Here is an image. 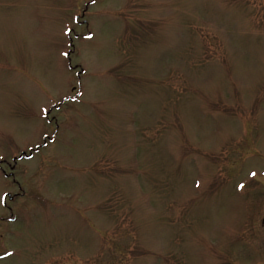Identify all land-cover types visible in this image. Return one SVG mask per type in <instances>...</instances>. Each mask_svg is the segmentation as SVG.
Segmentation results:
<instances>
[{
	"label": "rangeland",
	"instance_id": "rangeland-1",
	"mask_svg": "<svg viewBox=\"0 0 264 264\" xmlns=\"http://www.w3.org/2000/svg\"><path fill=\"white\" fill-rule=\"evenodd\" d=\"M0 264H264V0H0Z\"/></svg>",
	"mask_w": 264,
	"mask_h": 264
},
{
	"label": "flooded vegetation",
	"instance_id": "flooded-vegetation-1",
	"mask_svg": "<svg viewBox=\"0 0 264 264\" xmlns=\"http://www.w3.org/2000/svg\"><path fill=\"white\" fill-rule=\"evenodd\" d=\"M11 169V168H10Z\"/></svg>",
	"mask_w": 264,
	"mask_h": 264
}]
</instances>
